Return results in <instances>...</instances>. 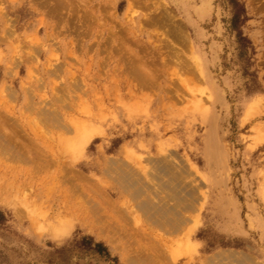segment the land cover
Returning <instances> with one entry per match:
<instances>
[{"label":"rangeland","instance_id":"rangeland-1","mask_svg":"<svg viewBox=\"0 0 264 264\" xmlns=\"http://www.w3.org/2000/svg\"><path fill=\"white\" fill-rule=\"evenodd\" d=\"M0 264H264V0H0Z\"/></svg>","mask_w":264,"mask_h":264},{"label":"bare ground","instance_id":"bare-ground-1","mask_svg":"<svg viewBox=\"0 0 264 264\" xmlns=\"http://www.w3.org/2000/svg\"><path fill=\"white\" fill-rule=\"evenodd\" d=\"M79 178V177H78ZM179 199H181V198H178V200ZM192 199V198H191ZM181 200H183V198L181 199ZM177 203H179V201L177 202ZM181 203V202H180ZM64 205V204H63ZM174 205V204H173ZM176 205H178V204H176ZM175 205V206H176ZM189 205V204H188ZM191 206V205H190ZM188 207V208H192V206L191 207ZM173 207V206H172ZM187 208V209H188ZM105 209V208H104ZM75 210V209H74ZM176 210V209H175ZM189 210V209H188ZM192 210V209H191ZM159 212L161 213V215H162V218H163V220L164 221H166L165 223L166 224H168V225H172V227H174L173 228V230L176 228L175 227V225H180V224H178L177 223V219H176V221L174 220V218L172 217L173 215H174V213H175V211H174V209L173 208H171V207H161V208H159ZM102 213V212H101ZM177 215V214H176ZM181 215V214H180ZM60 216V215H59ZM182 216V215H181ZM100 217H101V215H100ZM60 220V219H59ZM187 220V219H186ZM104 221V220H103ZM106 221V220H105ZM179 222V221H178ZM100 226V225H99ZM180 227H181V225H180ZM179 229V228H178ZM120 231V230H119ZM104 232V231H103ZM227 251V250H226ZM228 252H229V250H228ZM232 252V251H231ZM233 253V252H232ZM236 253V252H235ZM234 254H227V253H220V254H218V255H216L217 256V258H221V259H225V258H228V259H231V260H235V257L237 258L238 256H236V255H234ZM239 255V254H238ZM244 255V254H243ZM245 256V255H244ZM242 257V256H241ZM240 259V258H239ZM248 259H250V258H248ZM245 260V259H244ZM237 261V260H236ZM235 261V262H236ZM239 261V260H238ZM241 261V260H240ZM239 261V262H240ZM221 262H223V261H221ZM232 262V261H231ZM245 263H246V261H244ZM220 263V262H219ZM243 263V262H242Z\"/></svg>","mask_w":264,"mask_h":264},{"label":"trees","instance_id":"trees-1","mask_svg":"<svg viewBox=\"0 0 264 264\" xmlns=\"http://www.w3.org/2000/svg\"><path fill=\"white\" fill-rule=\"evenodd\" d=\"M95 248L99 250V252H101L102 250H104L105 247L103 246V244H96Z\"/></svg>","mask_w":264,"mask_h":264}]
</instances>
